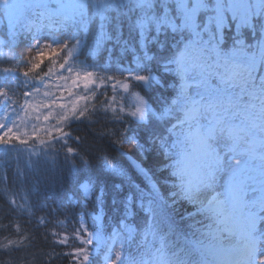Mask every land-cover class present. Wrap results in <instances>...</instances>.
I'll return each instance as SVG.
<instances>
[{
  "label": "snow or ice",
  "instance_id": "1",
  "mask_svg": "<svg viewBox=\"0 0 264 264\" xmlns=\"http://www.w3.org/2000/svg\"><path fill=\"white\" fill-rule=\"evenodd\" d=\"M61 153L75 192L36 216ZM0 197V264H264V0H0Z\"/></svg>",
  "mask_w": 264,
  "mask_h": 264
},
{
  "label": "trees",
  "instance_id": "2",
  "mask_svg": "<svg viewBox=\"0 0 264 264\" xmlns=\"http://www.w3.org/2000/svg\"><path fill=\"white\" fill-rule=\"evenodd\" d=\"M5 53L8 52V49H4ZM82 60L86 59V54L85 56L81 57ZM91 60H88V63H91ZM103 62V58H101V61ZM103 90V89H102ZM163 93V89H153L151 93L147 92H141V95L145 96L146 99H149V102H152V98ZM111 93H109L110 95ZM167 94V93H163ZM155 107V105H153ZM99 125L97 126V130H99ZM75 135H79L82 139H85V147L88 145H93V146H99L100 142L95 141L91 135V132L88 128L86 127H80L75 129L74 132ZM71 143V142H70ZM72 147H76L74 143L71 144ZM125 151L128 152V155L133 157L134 159H137L139 162L143 164L145 168H151L153 161L151 158L147 160H140V158L136 155L135 149H128L127 147L125 148ZM121 163L128 168L130 172H133L131 169V166L129 164V161L126 160L124 157H119ZM13 164L15 163L14 161L12 162ZM21 166L24 164V160L21 159L20 161ZM101 164L102 161L99 159H92L91 160V166L88 168V172L94 176L99 178V186H104L106 189V196H105V203L103 205V212L105 213V219L108 220V218H111L115 216L116 218H119L120 212L123 211L122 206L120 204H114L113 203V196L115 193L112 190V185L119 184L121 183V179L114 174H105L104 172L101 171ZM72 167L70 163H66L64 160V154L61 153L58 161V172L57 173H52L49 172L46 168L45 165L41 164L39 171L36 173V176L33 178L32 182L37 183L39 185V197L34 194L32 196V203L36 204V216H42V215H47L50 210L52 209L53 205H60L61 202L63 201V204L65 206V210L68 206V201L64 200V197L70 196L75 192V180L73 178L72 172L69 171V169ZM76 167H83L80 165L79 161H76ZM133 175L137 179V182L140 183L141 180L138 176L135 175L133 172ZM8 177H9V183L12 182V165H9L8 168ZM81 178H83V172L81 173ZM35 193V190H33ZM127 191V189H125ZM122 195V194H121ZM3 198L0 197V204H3ZM74 206V202H73ZM187 210V206L185 205L180 209V211L183 213ZM77 211H80V209H77ZM89 212H95L98 211L97 208L89 207L87 209ZM63 219V217H61ZM74 225H68L67 231L69 234H71V229ZM51 227V225L49 226ZM57 231H63L62 229H56ZM70 249L67 248H56L55 254L58 256L61 251H67ZM48 251H53V248L50 244H45L41 242L39 244V252H48ZM39 254V253H38ZM47 259L45 256H40L39 259H35L33 261V264H44V261ZM51 264H70L68 258H58V259H53L51 261ZM89 264H92V261H89Z\"/></svg>",
  "mask_w": 264,
  "mask_h": 264
},
{
  "label": "rangeland",
  "instance_id": "3",
  "mask_svg": "<svg viewBox=\"0 0 264 264\" xmlns=\"http://www.w3.org/2000/svg\"><path fill=\"white\" fill-rule=\"evenodd\" d=\"M101 90H102V87H101ZM233 240H235V238H233Z\"/></svg>",
  "mask_w": 264,
  "mask_h": 264
}]
</instances>
